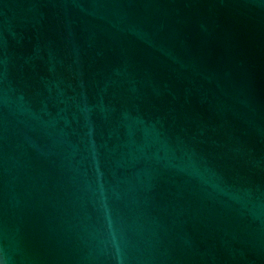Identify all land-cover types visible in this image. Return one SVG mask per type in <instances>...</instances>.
Masks as SVG:
<instances>
[{
  "label": "water",
  "instance_id": "obj_1",
  "mask_svg": "<svg viewBox=\"0 0 264 264\" xmlns=\"http://www.w3.org/2000/svg\"><path fill=\"white\" fill-rule=\"evenodd\" d=\"M0 264H264V0H0Z\"/></svg>",
  "mask_w": 264,
  "mask_h": 264
}]
</instances>
